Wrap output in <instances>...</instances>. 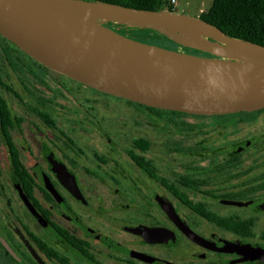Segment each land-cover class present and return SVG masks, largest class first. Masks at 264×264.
Listing matches in <instances>:
<instances>
[{"label": "flooded vegetation", "instance_id": "flooded-vegetation-1", "mask_svg": "<svg viewBox=\"0 0 264 264\" xmlns=\"http://www.w3.org/2000/svg\"><path fill=\"white\" fill-rule=\"evenodd\" d=\"M103 95L0 35V264H264V109Z\"/></svg>", "mask_w": 264, "mask_h": 264}, {"label": "water", "instance_id": "water-1", "mask_svg": "<svg viewBox=\"0 0 264 264\" xmlns=\"http://www.w3.org/2000/svg\"><path fill=\"white\" fill-rule=\"evenodd\" d=\"M0 35L73 81L137 104L201 116L264 109V46L200 17L101 0H0Z\"/></svg>", "mask_w": 264, "mask_h": 264}, {"label": "trees", "instance_id": "trees-1", "mask_svg": "<svg viewBox=\"0 0 264 264\" xmlns=\"http://www.w3.org/2000/svg\"><path fill=\"white\" fill-rule=\"evenodd\" d=\"M136 9L175 12L170 0H101ZM201 19L224 33L264 46V0H214Z\"/></svg>", "mask_w": 264, "mask_h": 264}, {"label": "rangeland", "instance_id": "rangeland-1", "mask_svg": "<svg viewBox=\"0 0 264 264\" xmlns=\"http://www.w3.org/2000/svg\"><path fill=\"white\" fill-rule=\"evenodd\" d=\"M213 1L214 0H176V3L173 4L171 3V0H170L169 3L173 6L176 13L188 15L191 17H199L201 15L200 11L201 10L205 11L209 9L211 5L213 4ZM121 32L129 37H132L134 39L144 41V42H149L152 39L151 36H154L152 32L146 31V30H130V31L126 30V31H121ZM103 98L104 100H102V103L104 104V106L108 105L107 104L108 102L112 104L114 109L118 112L128 108L127 102L124 99L117 98V97H111V96H104V95H103ZM124 114H123L124 117L132 118L136 122V124L137 122L139 123L143 122L142 116L136 117L134 114H132L131 116H129L130 114L126 116V114L125 115ZM185 121L193 122L191 118H186ZM169 130L171 131L167 132V135H170L173 137L175 134V130L173 128ZM151 131L152 133L155 132L154 130H151Z\"/></svg>", "mask_w": 264, "mask_h": 264}, {"label": "built area", "instance_id": "built-area-1", "mask_svg": "<svg viewBox=\"0 0 264 264\" xmlns=\"http://www.w3.org/2000/svg\"><path fill=\"white\" fill-rule=\"evenodd\" d=\"M171 3H173V4L176 3V0H171Z\"/></svg>", "mask_w": 264, "mask_h": 264}, {"label": "crops", "instance_id": "crops-1", "mask_svg": "<svg viewBox=\"0 0 264 264\" xmlns=\"http://www.w3.org/2000/svg\"><path fill=\"white\" fill-rule=\"evenodd\" d=\"M207 10H208V9H207ZM207 10H205V11H207ZM203 12H204V10H201V11H200V14H202Z\"/></svg>", "mask_w": 264, "mask_h": 264}]
</instances>
